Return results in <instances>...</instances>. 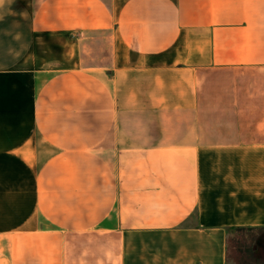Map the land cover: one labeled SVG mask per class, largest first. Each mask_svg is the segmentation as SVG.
Wrapping results in <instances>:
<instances>
[{"label": "crops", "instance_id": "crops-1", "mask_svg": "<svg viewBox=\"0 0 264 264\" xmlns=\"http://www.w3.org/2000/svg\"><path fill=\"white\" fill-rule=\"evenodd\" d=\"M75 32L103 63L32 65ZM233 226L264 229V0H0V264H228Z\"/></svg>", "mask_w": 264, "mask_h": 264}, {"label": "rangeland", "instance_id": "rangeland-1", "mask_svg": "<svg viewBox=\"0 0 264 264\" xmlns=\"http://www.w3.org/2000/svg\"><path fill=\"white\" fill-rule=\"evenodd\" d=\"M100 36L96 33H80L75 32L69 35L68 39H66L69 47L71 48L70 53H63V39L62 38H47L45 37L42 40H39V55L36 58L34 57V61H32V65L37 63V66L47 67V68H58L65 67L67 65H74L78 59V54L75 52V45L77 43V39H80V47L82 53L84 52V48H86L87 53H83V62L84 63H92L96 65H100L104 62V55L102 54L101 46L104 44L105 39L97 38ZM67 49V48H66ZM50 69V70H51ZM253 237V238H252ZM250 242L248 245L251 248V251L248 253L245 250V247H238L236 249H232L230 253L228 264H264V256L261 258L256 257V252L254 247L260 248L259 243L264 242V230L258 232H252L249 234ZM262 240V241H261ZM245 257L250 258L245 260ZM235 258V260H234ZM237 260V261H236Z\"/></svg>", "mask_w": 264, "mask_h": 264}, {"label": "trees", "instance_id": "trees-1", "mask_svg": "<svg viewBox=\"0 0 264 264\" xmlns=\"http://www.w3.org/2000/svg\"><path fill=\"white\" fill-rule=\"evenodd\" d=\"M264 229H261L258 226H233L228 227L226 229L227 237H226V243H227V255L228 258L230 257V253L232 252V249H236L238 247H244L249 244L250 238L249 234L252 232H258L262 231ZM253 238V237H252ZM246 252L248 253L251 251V248L249 246L245 247ZM250 258L245 257V260ZM235 260V258H234ZM237 261V260H236ZM239 264V261H238ZM241 264V263H240Z\"/></svg>", "mask_w": 264, "mask_h": 264}, {"label": "flooded vegetation", "instance_id": "flooded-vegetation-1", "mask_svg": "<svg viewBox=\"0 0 264 264\" xmlns=\"http://www.w3.org/2000/svg\"><path fill=\"white\" fill-rule=\"evenodd\" d=\"M259 245H260V248L254 247V249H255V252L257 253L256 257L261 258L262 255L264 256V242L259 243Z\"/></svg>", "mask_w": 264, "mask_h": 264}]
</instances>
